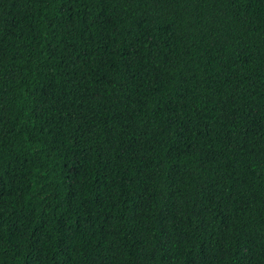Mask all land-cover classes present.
Instances as JSON below:
<instances>
[{
	"label": "trees",
	"instance_id": "1",
	"mask_svg": "<svg viewBox=\"0 0 264 264\" xmlns=\"http://www.w3.org/2000/svg\"><path fill=\"white\" fill-rule=\"evenodd\" d=\"M0 264H264V0H0Z\"/></svg>",
	"mask_w": 264,
	"mask_h": 264
}]
</instances>
